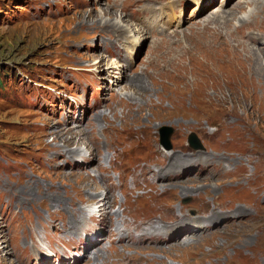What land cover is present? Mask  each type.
I'll use <instances>...</instances> for the list:
<instances>
[{"label":"rangeland","instance_id":"1","mask_svg":"<svg viewBox=\"0 0 264 264\" xmlns=\"http://www.w3.org/2000/svg\"><path fill=\"white\" fill-rule=\"evenodd\" d=\"M54 1L66 3L60 13L48 11V3ZM88 1L82 8H75L69 0H0V264L21 263L20 246L25 233L42 234L44 219L65 227L72 215L88 217L101 213L100 177L95 175L92 180L87 173L59 165L62 159L58 154L69 150L78 152V157L89 153L97 157L101 150L102 167H108L113 153L114 161L125 166H156L161 160L166 163L167 152L168 158L171 153L194 158L197 151L205 156L199 160L210 155L215 159L231 158V165L224 162L231 167L224 175L214 173L204 179L193 169L186 177L162 182L157 188L144 184L123 192L115 189L110 198L115 205L110 207L108 201L106 208L120 226L126 216L125 208L144 219L152 214L169 216L167 210L178 213L182 207L188 214L201 215L233 201L249 205L245 201L256 200L260 205L248 219L220 231L212 229L210 235L181 233L178 243L164 245L157 251L151 247L113 246L104 239L99 247L102 251L90 253L82 264H263L264 87L256 73L264 54L246 34L242 45H234L230 37L237 27L252 34H258L260 29L264 34V1L236 0L231 4V0L226 13L217 18L211 17L212 8L203 16L196 15L194 25L180 20L178 31L168 32L167 28L157 41L148 34L142 36L138 26L120 16L123 0L116 1L117 10L110 0H100L99 5ZM246 1H254V5ZM192 5L183 4L185 19ZM256 6L255 15L261 25L258 28L253 27L248 16V11ZM225 18L231 21L222 25ZM166 19L164 15L159 28ZM240 20L245 21L241 24ZM107 23V29L113 25L132 27L128 28L132 29L131 34L142 36V43L131 46L130 36L124 32L117 36L118 58L116 53L111 54L112 44L106 53L101 30ZM175 24H169V30ZM212 40L214 45L201 46L202 41L208 45ZM122 64L130 68L121 72ZM96 69L104 82L89 88L86 100L90 96L96 98L104 88L107 106L102 108L103 132L94 131L98 137L95 140L90 135L92 125L63 128L57 122L58 113L47 114L39 103H48L49 96L60 93V89L70 90L63 72L92 76ZM149 71L163 77L151 82ZM133 75L148 87L129 85L128 79ZM138 105L143 107L137 108ZM97 123L94 121V126ZM168 128L171 146L166 149L162 145V129ZM109 135L118 140L112 154L97 143H104ZM191 135L199 147L190 144ZM129 176L126 181L131 186ZM55 199L58 200L54 202ZM69 203L82 211H66ZM85 222L94 226L92 221Z\"/></svg>","mask_w":264,"mask_h":264},{"label":"bare ground","instance_id":"2","mask_svg":"<svg viewBox=\"0 0 264 264\" xmlns=\"http://www.w3.org/2000/svg\"><path fill=\"white\" fill-rule=\"evenodd\" d=\"M81 1H83V0H81ZM99 1L100 0H96L94 2V5H99V3H100ZM110 1L113 2L112 6L114 7V9L116 7L118 9L119 5L116 2L117 0H110ZM159 1H163V0H125L120 5V16H122L127 22H129L131 24V23H133L132 21L137 18V13H141V12H145V11H147V12L155 11V9H156L155 4ZM181 1L182 0H164V2L161 3V8H168L169 10H173L175 7L180 5ZM254 1L257 2V0H254ZM254 1H250V2L246 1V2L250 3L251 4L250 6H252V5H254ZM71 2L76 3V0H71ZM75 7L76 8H82L81 6L77 5V3H76ZM256 8H257V6L250 9L248 11L249 12L248 16H249V19L252 20L251 22L254 24L253 27L258 28V27H261V25L258 26V20H257V17L255 15V9ZM117 9H115V10H117ZM253 10H254V12H253ZM224 13H226V8H223L221 10L220 9L214 10V13L211 15V17L216 16L215 18H217L219 15L224 14ZM245 20H240L241 24ZM230 21H231V19L225 18V20L221 21L220 23L223 25V22H225L224 25H226V24H228L227 22H230ZM196 22H197L196 20L191 22V25H194ZM151 23H153V25H151ZM151 23H149V26L147 25V31H149V33L155 35L156 31H158V30L152 29V26H154L155 23L153 21ZM105 25H109V24L107 23V24L102 25V26H104V28L101 31H103L104 33H101V36L103 38H108L110 40V42L113 39H115V37L119 36L120 34L123 35L124 32H127L128 33L127 36H130L129 38H130V40H132V42H134L136 44H140V43H142V40H143L142 36L147 35V33H146L147 31H145L143 28H140L141 31H139V32H141V34H143L142 36H139V35L134 36L133 34H131L132 29L131 30L128 29V28H132V27L124 26L122 28L119 25H113V26H115L114 28H116V27H118V28L107 29V28H105ZM257 30L259 31L258 34H252L251 32L239 30V28L237 27V29H235V31H233L232 36L230 37L231 42L234 43V45H239V44L242 45V43H244V41H245L244 40L245 39L244 34H246L250 43H252L255 47H257L264 54V34L262 33V31L260 29H257ZM172 32H174V31H172ZM152 39L154 41L159 40V38L157 36H153ZM223 43H225V42H223ZM259 44H262V45H259ZM212 45H214L213 40L208 45L205 44L204 41H202V43H201L202 47H204V46L210 47ZM255 52H257V51H255ZM189 58H190V56H189ZM262 59L263 60H261V64L259 66V71H258V73H256V78L258 79V81L260 83H262V85L264 87V58H262ZM178 66H181V64H178ZM256 70H257V68H256ZM145 72H148V71H145ZM169 73H171V72H168V75H169ZM173 73H175V72H172V74ZM253 74H254V71H253ZM149 75H150V81L151 82L154 80L153 78H155V77H163V75H159V74L157 75L156 72L152 73L151 71H149ZM136 76L137 75H133L129 79L127 77H125V81H127V79H128L130 82L129 85L136 86L138 88L148 87V85L142 79H140L139 76H137V77ZM251 89H253V88H251ZM59 91H61L63 93L62 89H60ZM147 91H148V89H147ZM103 99H105V98L103 97ZM73 100L77 101V99H75V98ZM40 102H43L40 107L43 109H46L47 114H51L50 112L52 111V109L46 108V106L48 107V104L44 103V101H40ZM101 106L106 107L107 105H106V103H104L102 105L100 102L99 103L95 102L94 104H92L90 106V109H89L87 116L85 118L83 117L82 123L75 124L74 123L75 120H73V119L70 120L68 118V117H70V115L67 113L69 111L68 109H65L66 110L65 116H67V119H66V117L60 118L59 120H57V122L60 125H62L63 128H68V129L69 128H79V127L84 128L88 124H89V126L92 125L90 135L94 136L95 140H96L98 137L96 136L94 131L103 132L102 131V127H103L102 124L104 123V118H103L104 112L101 110ZM125 106L128 107L127 102H125ZM138 106H140V107H138ZM138 106H137V108L143 107L141 105H138ZM58 107L61 108L62 110L64 109L61 107V105H58ZM97 116H101V117L96 118ZM76 118L80 119V115L76 116ZM94 121L98 122L95 126H94ZM231 130H233V129H231ZM117 142H118V140L112 135L107 136V139L104 143L100 140L97 141V143H99L100 148L102 145L105 148V151H107L109 153H111V150H115V148L117 146V144H116ZM76 150H77V148H76ZM69 151L68 152H61L60 151L61 153L58 154L59 155L58 157L60 159H62L61 163L59 164L62 167V169H64L65 167L67 168L69 165L70 167H68V168L70 170H73L74 172L87 173L90 175V178L92 180H94V178H95V174L93 173V171H94V172H97L99 174V176L101 177V181H102L99 184V186L103 189V191H102V193L98 194L100 196L103 195L101 197L102 199L100 198L101 199L100 200L101 205L98 206L101 213L100 214L98 213V215L88 214L89 215L88 219L96 221L97 225L95 227H90L88 225L85 226V228L83 230L84 231L83 239L85 241L84 243L82 241H79L78 243H76V240H74L72 242L74 248L80 247L79 245H81L83 243V249H84V253L82 254L83 263L88 260V258H89L88 254H90L92 252H93V254L94 253L97 254L99 251H102V249L99 247H100V244L102 243V241L104 239L109 240V242H111V245H113V246L121 245V246H127V247H131V248H141V249H143L144 247L145 248L151 247L153 249H156V251H157L158 248L162 249L161 247H163L164 245L169 244L171 246V244H173L174 242L178 243L177 239L180 236V233H182V232H183V234L185 233L187 235L192 232V234H194L193 236H203L205 234L210 235L213 233V232H209L210 230L215 229V231H220L232 223H236L240 220L248 219V218L254 216L255 212L260 208L259 201H256V200L255 201H245L248 203L250 202L249 205H247V204H236V202H240V201H233L228 206H214V207L210 208L208 210V212H204L201 215L188 214L184 211L185 207H182L178 213H174L172 211V209L167 210L169 212V216H162V215L156 216V215L152 214V215H148L144 219L137 218L133 214V212H129V210L127 208H125L123 210V212L127 216H129L131 219H129V220L127 218L122 219V221L124 223V229L121 231L117 226H115V223L112 220L113 214L110 213L111 211H108L106 208V203H108V201H110V204H109L110 207L115 205L113 202L114 199H112V200L110 199L111 197H113L114 189L116 187L112 181V178L108 174V172H110V169H115V170H119V171L121 170V172H123V173L124 172L125 173H135L137 169H140V173H135V182H136L135 188H139V187H141V185H144V184L149 185V186H153V188H157L158 185L161 184L162 182L172 181L174 179H179L183 176L186 177L188 174L191 173V171H193V169H195L196 175H198V177H204V179L211 178V176H213L214 173H220V174L224 175L231 168L230 167L231 158L228 156H226V157L220 156V157H217L215 159L213 156L210 155V156H208V158H205V160H199V159L205 157L204 155H202L201 151H197V155L194 158H191V157L190 158H187V157L183 158L180 156H176V154H174V153H171L170 154L171 157L168 158V152H167L165 155L167 158L166 163L164 162V160L163 161L161 160V161H159V164H157L156 166L149 165L148 163H136V164H133L134 166H125L124 164L118 165L116 163V161H114V160H116V158L115 157L112 158L115 154L111 153L113 156H111L109 159L110 167H102L101 166L102 161L100 158V157H102V155H101L102 151L101 150L100 151L98 150L99 153H98L97 157L92 156V153L86 154L85 157H78L79 156L78 152L71 153ZM116 153H117V151H116ZM228 161H229L230 165L228 164V166H225L224 162L228 163ZM90 163H93L92 167H91ZM112 163H113V165H112ZM241 170H242V167L239 168L238 173L241 172ZM186 173H187V175H186ZM119 176H120V178L123 179L122 173L120 174V172H119ZM189 179H191V177H189ZM179 183H181V182H179ZM121 190H122V192L127 191V187L124 186V188H122ZM259 198L260 197H258L257 200ZM56 200H58V199H55L54 202ZM105 201H107V202H105ZM69 206L70 207L65 208L66 211L68 209H70L71 211H74L76 209L75 212L80 211V210L82 211V209L78 208V206L76 204L69 203ZM251 208L254 209L255 211L254 212L251 211L250 210ZM7 210H9V208H7ZM11 211L13 213L14 210L12 209ZM6 213H8V212L6 211ZM22 213L24 214V212H22ZM2 215H3V213H2ZM84 215H86V214H81V215H77V216L72 215L67 220L65 227L63 225H61V223L56 224L54 222H49L48 224L50 225V223H51L52 228L56 232L62 233V236L77 235L79 233V231L81 230V225L85 219ZM3 216L5 217V215H3ZM15 217L17 218V213L15 214ZM44 221H45V223H47V221L45 219H44ZM103 234H105L104 238L97 237V236H101ZM30 237H33V235L25 233V235L21 241L20 248L25 253V257L22 260V264H30L29 259L32 255V252L38 251L40 249V246L37 242L33 243V244H28L26 242V240ZM94 249L96 251H94ZM90 250H92V251H90ZM94 257L97 258L96 255H94ZM58 259H59L60 264H78L77 258H73V257H70L68 255L58 257ZM53 260H54L53 258L47 257L45 260V263L46 264L52 263ZM103 262L104 261H102V264H104ZM116 264H134V263L122 261V262H119Z\"/></svg>","mask_w":264,"mask_h":264},{"label":"water","instance_id":"3","mask_svg":"<svg viewBox=\"0 0 264 264\" xmlns=\"http://www.w3.org/2000/svg\"><path fill=\"white\" fill-rule=\"evenodd\" d=\"M165 131V133L162 132V135H163V141H162V145L165 146L166 148H170V142H169V134L171 132V129L168 128V129H162ZM167 130V131H166ZM168 132V133H167ZM161 135V136H162ZM189 142L192 146L194 145H197V146H194V147H199L200 145L198 144L197 140H196V137L194 135H191L189 137Z\"/></svg>","mask_w":264,"mask_h":264}]
</instances>
